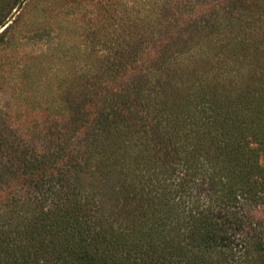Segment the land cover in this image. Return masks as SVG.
I'll return each instance as SVG.
<instances>
[{"label": "trees", "instance_id": "1", "mask_svg": "<svg viewBox=\"0 0 264 264\" xmlns=\"http://www.w3.org/2000/svg\"><path fill=\"white\" fill-rule=\"evenodd\" d=\"M184 4L5 140L0 264H264V0Z\"/></svg>", "mask_w": 264, "mask_h": 264}, {"label": "rangeland", "instance_id": "2", "mask_svg": "<svg viewBox=\"0 0 264 264\" xmlns=\"http://www.w3.org/2000/svg\"><path fill=\"white\" fill-rule=\"evenodd\" d=\"M21 2L0 0V7L10 10L0 26V148L8 143L5 140L39 142L40 123L46 120L43 116L60 109V86L65 80L93 72L96 62L114 61L115 42L127 23L133 27L181 2L194 4L181 7L184 14L196 10L206 19L205 8L217 0ZM229 33L227 29L217 37L227 38Z\"/></svg>", "mask_w": 264, "mask_h": 264}, {"label": "water", "instance_id": "3", "mask_svg": "<svg viewBox=\"0 0 264 264\" xmlns=\"http://www.w3.org/2000/svg\"><path fill=\"white\" fill-rule=\"evenodd\" d=\"M23 2H24V0H23ZM23 2H21V5L23 4Z\"/></svg>", "mask_w": 264, "mask_h": 264}]
</instances>
